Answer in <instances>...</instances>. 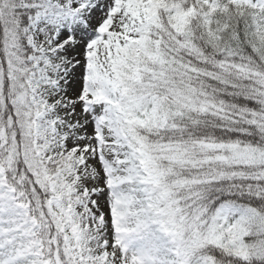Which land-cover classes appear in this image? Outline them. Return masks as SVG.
Segmentation results:
<instances>
[{
    "label": "snow or ice",
    "instance_id": "1",
    "mask_svg": "<svg viewBox=\"0 0 264 264\" xmlns=\"http://www.w3.org/2000/svg\"><path fill=\"white\" fill-rule=\"evenodd\" d=\"M0 264H264V0H0Z\"/></svg>",
    "mask_w": 264,
    "mask_h": 264
}]
</instances>
